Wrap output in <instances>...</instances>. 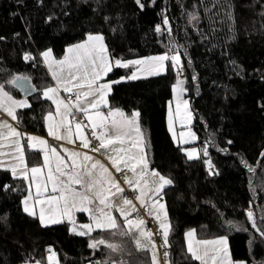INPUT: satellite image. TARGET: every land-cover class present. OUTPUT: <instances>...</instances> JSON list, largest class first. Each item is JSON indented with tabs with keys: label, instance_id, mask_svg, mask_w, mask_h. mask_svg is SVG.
<instances>
[{
	"label": "trees",
	"instance_id": "16d2710c",
	"mask_svg": "<svg viewBox=\"0 0 264 264\" xmlns=\"http://www.w3.org/2000/svg\"><path fill=\"white\" fill-rule=\"evenodd\" d=\"M143 3L141 10L135 0H100L99 6L97 0H0V82L22 75L27 77L24 82L37 90L23 96L19 87H6L31 105L18 111L22 113L19 128L45 134L44 117L54 110L42 97V89L52 84L39 57L44 49L50 48L59 58L67 45L82 41L88 33H102L113 58L134 59L167 52L170 40L175 41L184 66L185 96L193 113L196 145H208L217 174L209 175L203 159L189 161L168 132L166 107L176 81L174 70L120 81L112 85L108 98L110 107H119L129 115L140 113L148 158L174 181L163 198L172 227L170 264H198L184 246L183 233L188 229H194L199 238L227 235L234 260L264 264V242L252 229L246 210L250 206L257 224L264 223V0ZM193 11L199 20L190 23L188 13ZM162 14L169 18L171 35L162 24ZM106 16L110 22L105 21ZM157 24L162 26L160 33L155 31ZM25 53L38 57L35 67L31 60H24ZM131 70L114 68L104 80H119ZM213 136L215 144L209 142ZM40 157L38 150L27 152L28 164H38ZM241 159L254 171L249 172ZM5 184H19L21 191L5 192ZM26 187V182L14 181L10 172L0 169V217L7 215V222L0 220V264L45 263L49 248L56 252L59 264H89V260H107L110 255L125 264H151L150 252L136 251L127 237L94 231L93 237L102 235L126 246L123 254L111 253L104 246L90 249L88 237L70 233L66 221L41 226L37 218L22 210ZM86 219L84 213H77V221ZM225 220L247 231H227Z\"/></svg>",
	"mask_w": 264,
	"mask_h": 264
},
{
	"label": "snow or ice",
	"instance_id": "6c2138e0",
	"mask_svg": "<svg viewBox=\"0 0 264 264\" xmlns=\"http://www.w3.org/2000/svg\"><path fill=\"white\" fill-rule=\"evenodd\" d=\"M99 3L100 0H97L98 6ZM135 3L141 10L144 9L143 0H135ZM225 14L229 19L232 18L229 12ZM188 17L190 23L199 20L195 11L189 12ZM48 19L51 20L52 17L49 16ZM104 19L110 22L109 17L106 16ZM162 24L171 35L169 18L163 14ZM155 31L162 32V26L157 24ZM169 44V49L164 54L136 59L113 58L103 34L88 33L85 40L66 49L63 59H53L50 48L39 53L52 80L55 81L54 86L42 89V97L55 105V117L52 111H48L44 117L49 136L57 141L64 140L72 143L74 126L75 136L81 142L80 146L92 153L103 155L111 168L122 175L124 183L138 191L135 200L148 215L159 222L162 230L160 247L164 249V264H170L168 248L172 227L163 198L166 195L165 189L173 185L174 181L162 175L148 158L147 144L143 140L138 119L140 113L132 111L129 115L119 107H110L107 97L112 90V85L120 81L125 79L134 81L141 77L158 76L174 70L177 78L171 90L175 110L173 111L172 102L169 101L168 129L172 132L173 140L176 141L177 137L173 132L174 123L178 120L181 125H187L192 121L193 115L189 109V100L183 98L188 89L185 87V79L180 78L184 72L181 55L175 50V41L170 40ZM24 60L26 62L31 60L35 67L38 57L25 53ZM188 64L191 65L190 60ZM114 68L133 70L130 75L121 76L119 80L105 82L104 78L112 73ZM191 79L195 81L197 77L193 75ZM25 80H27L26 76L13 75L0 82V111L6 113L12 121H16L17 125L22 116V113H18L17 110L30 108L31 105L27 98L15 99L6 87L11 85L24 88ZM32 91L37 90L33 88ZM61 91L74 93L75 102L62 98ZM102 109H108L107 113ZM81 115L90 124L91 138H95L98 144H94L92 139L85 135V126L77 119ZM25 138L28 149L39 147L43 153V164L28 166L25 145L21 143ZM195 139L196 134L189 130L180 133L179 142L187 144ZM209 142L215 144V137L213 136ZM227 143L231 144L232 141L229 140ZM6 147L8 151L4 150ZM180 150L186 154L189 161L203 159L209 175L217 174L213 171L214 165L209 157L207 144L202 149V157L198 155L196 147H180ZM220 150L224 151V149ZM63 152L65 155H61L56 147L51 146L41 137L18 131L17 126H13L7 119L0 120V169L10 172L14 181L26 182L27 195L23 197L21 203L23 211L29 217L38 218L43 227L67 221L70 225L69 232L88 237V247L93 250L99 249L100 246L106 247L111 253L123 254L127 250L124 244L113 243L102 235L93 237L92 233L96 230H100L101 233L108 231L113 237H127L133 242L136 251L151 250V264H160L157 245L152 239V233L145 229V219L140 216L133 200L124 195L125 189L109 167L100 159L89 155L88 151H69L64 148ZM241 163L248 168L249 172L254 171L247 161L241 159ZM125 169L131 175H128ZM3 190L19 192L21 186L17 184L13 187L5 184ZM77 213H86L89 223L79 224L76 220ZM114 213H119V217L123 218V226ZM133 213L135 218H132ZM221 217L223 218L222 213ZM261 219L264 221V217ZM0 220L7 222V215L0 217ZM247 220L251 222L255 233L259 234L261 242H264V223L258 225L252 211L247 212ZM224 223L227 231L233 229L247 231L233 221L225 220ZM185 237L187 252L191 254V259L199 261L200 264H233L229 258L227 235H221L213 240H195L194 230H190L185 233ZM254 242L255 235L249 240V245L251 246ZM48 251L50 252L47 258L49 264H59L56 252L51 248ZM129 255H131L130 251ZM25 264H29V261L26 260ZM36 264L40 262L37 261ZM89 264H125V262L115 260L110 255L107 260H89Z\"/></svg>",
	"mask_w": 264,
	"mask_h": 264
},
{
	"label": "crops",
	"instance_id": "0c3cea01",
	"mask_svg": "<svg viewBox=\"0 0 264 264\" xmlns=\"http://www.w3.org/2000/svg\"><path fill=\"white\" fill-rule=\"evenodd\" d=\"M93 34H95V33H93ZM86 36H87V35H86ZM86 36H85V38H84L83 40L86 39ZM83 40H82V41H83ZM82 41H80V42H82ZM80 42H77V43H80ZM73 44H76V43H73ZM73 44H69V45H67V46L65 47V51H64L63 56H61V57H59V58L55 57V55H54L53 52H52V57H53V59H55V60L63 59V57H64V55H65V53H66V49H67L68 47H70L71 45H73ZM47 49H49V48H47ZM47 49H44L43 51H45V50H47ZM43 51H41V52H43ZM40 60H41L42 63H43V57H40ZM43 65L45 66V68H46V70H47V66H46L44 63H43ZM47 71H48V70H47ZM48 73H49V72H48ZM49 75H50V77H51V74H50V73H49ZM105 78H106V77H105ZM105 78H104V79H105ZM51 80H52V78H51ZM105 82H107V81H105ZM54 85H55V81L52 80V84H51L50 86H54ZM110 93H111V92H110ZM110 93H109V95H110ZM60 94H61V97L64 98L66 101L71 100L72 102H75V100H76V96H75L74 93H64L63 91H61ZM11 95H12V94H11ZM109 95H108L107 99L109 98ZM12 96H13V95H12ZM13 97H14L15 99H17V100H20V99H24V98H25V97H15V96H13ZM50 102H51V101H50ZM52 105H53V104H52ZM53 108H54V110H53L52 112H53V115H54V117H55V105H53ZM24 109H25V108H24ZM20 110H22V109H18L17 111H20ZM102 110H103L105 113H107V110H108V109H102ZM0 113L2 114V117L0 118V120H2V119H7L9 123L13 124V126H17L18 131H21L22 133H27V134H30V135L38 136V137H41V138L47 140L48 143H49L51 146H54V147L57 148V151L60 152L61 155H65V153L63 152V149H64V148L69 149V151H74V150H75V151H82V152H83V151H88V154H89V155H93V156L96 154V153H92V152L89 151V150L83 149V148L80 146L81 142H80V140L75 136V129H74V126H73L72 143H68L67 141H64V140L57 141V140H55L53 137L49 136L46 121H45V134H37V133H31V132H24V131H22V130L19 128V125H17V122H16V121H12L10 117H7L6 113H4L3 111H0ZM77 119L80 120V121L82 122V124L85 126V128H84V130H85V135L88 136V131H90V133H91V127H90V124H88L87 120H86L82 115L79 116ZM5 143H7V142H5ZM21 143L25 145L26 163L28 164V162H27V152H28L29 150H30V151H34V150H38V151H40V149H39V147L34 148V149H28V148L26 147V144H27L26 138H25L24 140H22ZM117 147H118V145H117ZM4 150H5V151H8V148L6 147ZM134 151H135V150H134ZM40 154H41L40 162H39L38 164H28L29 167H31V166H38V165L43 164V153L40 151ZM96 155H97V154H96ZM96 155H95V156H96ZM97 156H98V157H101V161H102L103 163H105V165L109 167L110 171H112L113 174L116 176L115 169L111 168V165H110V163L106 160V158H105L104 156H101V155H100V156L97 155ZM5 161L7 162V157L5 158ZM69 163H70V162H69ZM127 174H129V171H128ZM116 178H117V177H116ZM26 185H27V184H26ZM127 188H128V187H127ZM128 189H129V188H128ZM130 190H131V189H130ZM49 191H50V187H49ZM131 191L133 192V197H132L131 199L133 200L134 204H136L137 209H138V208H141V207L139 206V202L135 200V196H136V195H135V194H136L135 191H133V190H131ZM33 192H34V189H33ZM26 195H27V192H26ZM22 199H23V198H22ZM21 201H22V200H21ZM21 207H22V210H23V205H22V203H21ZM142 209H143V208H142ZM143 210L145 211V209H143ZM145 213H146V211H145ZM146 214H147V213H146ZM114 215H116V216L118 217V221H119V220H122V221H123V218H120V217H119V213H114ZM37 219H38V218H37ZM76 220H77V214H76ZM85 221H86V220H85ZM122 221H120V223H121ZM66 222H67V221H66ZM77 222L80 223L79 221H77ZM69 227H70V225H69ZM190 230H194V229H188V230H186V231L183 233V241H184V246H185L186 251H187V239H186V237H185V233L188 232V231H190ZM194 233H195V240H213V239H216V238L219 237V236H216V237H210V238H199V237H197L195 230H194ZM148 251L150 252V255H151V250H148ZM228 251H229V258L231 259V261L233 262V264H247V263H246L245 261H243V260H234V259L232 258V255H231V251H230L229 245H228ZM187 253H188V252H187ZM46 254H47V255H50V252L47 250V251H46ZM188 254L191 256L190 253H188ZM158 259H159V255H158ZM168 259H169V258H168ZM159 261H160V259H159ZM196 261H197V260H196ZM36 262H37V260H36V261H30L29 264H36ZM39 262H40V261H39ZM197 262H198V264H200L199 261H197ZM19 264H25V262H23V263H19ZM40 264H48V263H47V261H46L45 263H41V262H40ZM160 264H161V262H160ZM162 264H164V260H163Z\"/></svg>",
	"mask_w": 264,
	"mask_h": 264
},
{
	"label": "rangeland",
	"instance_id": "374dc122",
	"mask_svg": "<svg viewBox=\"0 0 264 264\" xmlns=\"http://www.w3.org/2000/svg\"><path fill=\"white\" fill-rule=\"evenodd\" d=\"M165 52H163V53H157V54H150V55H160V54H164ZM146 56H149V55H146ZM140 58V57H139ZM134 59H136V58H134ZM162 74V73H161ZM141 78H143V77H141ZM176 78H177V75H176ZM180 78H182V79H185V74H184V72H183V74H182V76L180 77ZM184 99H188L186 96H185V94H184V97H183ZM189 100V99H188ZM169 101H171L172 102V105H171V107H172V109H173V111L175 110V101L173 100V94H172V96H171V99L169 100ZM169 101L167 102V107H166V126H167V129H168V113H169ZM189 109H190V111H191V108H190V103H189ZM192 112V111H191ZM192 115H193V113H192ZM192 124H193V119H192V121L189 123V124H187V125H181V123L177 120L175 123H174V125H173V132H175V134H176V137H177V140L176 141H174L173 140V136H172V132H170L169 131V129H168V132H169V134H170V136H171V138H172V140L174 141V143L175 144H177V145H179L180 147H183V148H192V147H196L197 149H198V155L200 156L201 154H202V149H203V147L205 146H203L202 148L200 147V146H198V145H196V142H197V134H196V132H195V130L193 129V127H192ZM189 130H191L192 132H194L195 134H196V139L195 140H191V141H189V143H187V144H180V142H179V137H180V133L181 132H187V131H189ZM183 152V151H182ZM184 153V152H183ZM185 154V153H184ZM96 155V154H95ZM94 155V157L96 158V159H100L101 160V157H98L97 155L95 156ZM101 156H103V155H101ZM185 156H186V154H185ZM187 157V156H186ZM128 175H131V173L129 172V174ZM163 175V174H162ZM124 182V181H123ZM120 183V182H119ZM121 184V183H120ZM122 186V185H121ZM129 189H131V190H133V191H135V195H138V191L137 190H134L133 188H131V187H129L128 185H126ZM123 187V186H122ZM164 202V201H163ZM247 211H249V210H252L251 209V207L250 206H248L247 207V209H246ZM147 213V212H146ZM85 215H86V217H87V219H86V221H82V222H80L79 224H84V223H89V220H88V216H87V214L86 213H84ZM151 217H153V216H151ZM132 218H135V217H133L132 216ZM154 218V217H153ZM155 219V218H154ZM120 221H122V220H119V223H120ZM155 221H156V219H155ZM157 222V224H158V227H159V229H160V226H159V222L158 221H156ZM121 224V226H123V221L120 223ZM161 230V229H160ZM161 232H162V230H161ZM157 250V252H158V249H156ZM159 254V253H158ZM48 256L49 255H47L46 254V259H45V262L47 261V263L49 264V261H48ZM41 262V261H40ZM42 263V262H41Z\"/></svg>",
	"mask_w": 264,
	"mask_h": 264
},
{
	"label": "built area",
	"instance_id": "2783aa9c",
	"mask_svg": "<svg viewBox=\"0 0 264 264\" xmlns=\"http://www.w3.org/2000/svg\"><path fill=\"white\" fill-rule=\"evenodd\" d=\"M2 117V114L0 113V118ZM88 136L91 138V133L90 131H88ZM92 142L94 144H98V141H95V138H91ZM97 155L100 156V154L96 153ZM126 173H128V170L125 169L124 170ZM116 177L119 180V182L121 183V185L123 186V188L125 189L124 195L128 198L131 199L133 197V192L127 188L126 184L123 182V177L120 173H116ZM138 211L140 213V216L142 218L145 219V229L149 232L152 233V239L153 241L156 243L157 245V249H158V255H159V259L160 262L162 264L163 260H164V256H163V252L164 249L160 247L161 243H162V236H161V230L158 227L157 222L155 221V219L153 217H151L150 215L146 214L145 211L142 208H138ZM133 217H135V213H133Z\"/></svg>",
	"mask_w": 264,
	"mask_h": 264
},
{
	"label": "water",
	"instance_id": "95a60500",
	"mask_svg": "<svg viewBox=\"0 0 264 264\" xmlns=\"http://www.w3.org/2000/svg\"><path fill=\"white\" fill-rule=\"evenodd\" d=\"M20 90H21L23 96H26L27 94L32 92V88L28 85L27 82H24V88H20ZM249 211H252V210H249Z\"/></svg>",
	"mask_w": 264,
	"mask_h": 264
}]
</instances>
